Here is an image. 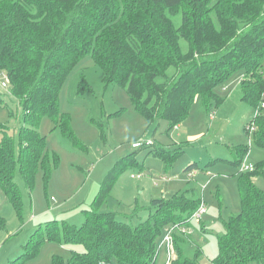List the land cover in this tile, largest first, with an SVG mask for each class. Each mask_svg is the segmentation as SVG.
Segmentation results:
<instances>
[{"label": "trees", "instance_id": "trees-1", "mask_svg": "<svg viewBox=\"0 0 264 264\" xmlns=\"http://www.w3.org/2000/svg\"><path fill=\"white\" fill-rule=\"evenodd\" d=\"M85 56L147 119L174 126L195 98L208 109L214 89L240 72L241 98L256 108L251 135L264 148V0H0V74L22 107L17 153L12 135L0 125V193L14 206L21 199L17 172L31 188L38 167L47 178L59 161L39 132L42 118L51 117L66 136L73 135L68 118L58 116L59 94ZM85 85L81 78L79 90ZM248 151L234 146L232 163L239 165ZM196 167L190 162L184 171ZM239 173L241 210L225 223L211 264H264V191L253 181L264 178V162ZM105 181L83 209L79 226L63 222L60 230L61 223L49 221L45 232L36 227L18 258L33 259L44 242L55 240L83 251L69 258L53 255L51 264H159L158 237L179 224L169 264H200L198 237L204 242L205 234L188 220L200 200L187 193L155 197L146 218L133 213L123 221L98 209L108 191Z\"/></svg>", "mask_w": 264, "mask_h": 264}, {"label": "rangeland", "instance_id": "rangeland-1", "mask_svg": "<svg viewBox=\"0 0 264 264\" xmlns=\"http://www.w3.org/2000/svg\"><path fill=\"white\" fill-rule=\"evenodd\" d=\"M81 78L86 88L79 90ZM240 79L241 73L234 72L223 86L216 87L208 109L201 97L195 98L186 118L174 126L165 119H147L126 91L116 83L106 84L103 70L91 56H85L59 94L58 116L68 118L73 135L66 136L49 116L39 125L46 149L59 157L57 166L47 178L38 167L31 188L17 172L18 207L0 193V264H51L53 255L69 258L73 251H83L81 245L53 240L44 242L33 259L18 258L36 227L45 232L49 221L61 223L60 230L63 222L79 226L85 218L83 209L91 206L105 180L108 191L98 209L112 211L123 221L133 213L146 218L153 211L150 201L155 197L187 193L203 199L206 212L191 222L205 234L204 242L202 234L198 237L202 243L199 263L211 264L225 223L241 210L240 167L232 163L234 146H247L245 163L254 169L264 162V148L246 130L256 108L241 98ZM21 113L16 97L0 88V125L12 135L16 153ZM137 139L153 144L135 148L132 143ZM190 162L197 167L184 171ZM137 174L141 177L132 176ZM253 181L264 191L262 176L256 175ZM166 256L165 248L158 249L159 264H165Z\"/></svg>", "mask_w": 264, "mask_h": 264}, {"label": "built area", "instance_id": "built-area-1", "mask_svg": "<svg viewBox=\"0 0 264 264\" xmlns=\"http://www.w3.org/2000/svg\"><path fill=\"white\" fill-rule=\"evenodd\" d=\"M1 76H2V78H0V88H4V89L8 90L9 89L8 77L6 76L5 73H2ZM261 97L263 99L261 101V106H264V89H263V91L261 93ZM254 129H255V126L253 124H250V125L247 126V130H248L249 133H251ZM143 144L151 145L152 141L151 140H146V141L143 142L142 140H137V141L132 143V146L137 148V147L142 146ZM245 156H246V154H245ZM239 167H240V172L251 171V170L254 169L252 166L247 165L245 163L244 157L242 158V160H241V162L239 164ZM132 176L139 178V177H141V174H137L135 176L132 175ZM205 212H206V206H205L204 200L201 199L198 207L196 208V210L193 211V213L190 215L188 220L189 221H192V219L200 220L201 216ZM178 229H180L179 224H175V225L170 226L169 228H166L165 232H164V235H163V238H162L161 242L157 246L159 249H161V248H165L166 249L167 256H166L165 264H169L171 259H172V257H173V255H174L175 249H174V243H173V233L176 232ZM183 230H184V228H183Z\"/></svg>", "mask_w": 264, "mask_h": 264}]
</instances>
